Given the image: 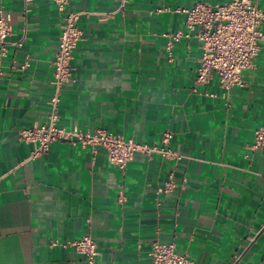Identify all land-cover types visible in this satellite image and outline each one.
Masks as SVG:
<instances>
[{
  "label": "crops",
  "instance_id": "crops-1",
  "mask_svg": "<svg viewBox=\"0 0 264 264\" xmlns=\"http://www.w3.org/2000/svg\"><path fill=\"white\" fill-rule=\"evenodd\" d=\"M224 1L68 0L82 39L58 124L159 147L172 133L179 158L135 152L121 171L102 147L78 143L28 159L19 132L47 118L63 20L50 0H0L11 26L0 48V264H85L69 245L84 234L95 264H152L154 241L190 264H264V150L249 148L264 126V41L226 96L215 75L194 83V37L175 41L172 57L165 48L187 31L178 9ZM170 176L177 186L157 196Z\"/></svg>",
  "mask_w": 264,
  "mask_h": 264
},
{
  "label": "built area",
  "instance_id": "built-area-1",
  "mask_svg": "<svg viewBox=\"0 0 264 264\" xmlns=\"http://www.w3.org/2000/svg\"><path fill=\"white\" fill-rule=\"evenodd\" d=\"M62 15V26L58 45L53 57L52 86L49 99L50 110L45 122L26 127L19 132V140L32 146L28 159H36L45 153L55 142L80 144L83 147H102L108 161L123 171L135 152L147 155L158 153L163 157H178L168 146L172 137L170 131L162 136L163 146H148L135 142L120 134L97 128L93 133L77 126L65 128L59 122V103L62 89L72 81L73 51L82 39L78 25V12L67 9L68 0H50ZM183 13L187 31L168 34L165 48L172 57V47L181 37H194L200 48L198 66L195 71L196 85L207 83L213 75L217 77L223 96L235 86L243 84L242 71L249 68L257 56L264 32L261 23L264 21V10L258 6V0H227L218 4L196 2L190 7L178 9ZM11 34L8 18L0 16V48L5 53L6 38ZM21 46V42L16 43ZM27 65L24 63L22 68ZM213 96V95H212ZM250 149L264 150V126L257 129L249 146ZM185 181V180H184ZM177 184L168 178L156 191L157 196L168 194ZM123 202L122 198L118 199ZM76 252L83 254L85 264H95L97 245L90 234L69 242ZM152 264H190V259L176 251L173 242L154 241L149 249ZM234 264V262L226 263Z\"/></svg>",
  "mask_w": 264,
  "mask_h": 264
}]
</instances>
